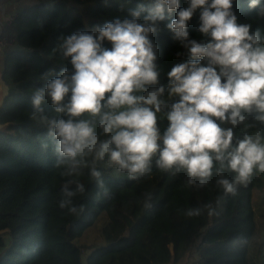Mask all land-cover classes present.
I'll return each mask as SVG.
<instances>
[{
    "label": "trees",
    "instance_id": "16d2710c",
    "mask_svg": "<svg viewBox=\"0 0 264 264\" xmlns=\"http://www.w3.org/2000/svg\"><path fill=\"white\" fill-rule=\"evenodd\" d=\"M155 2L40 0L13 16L16 47L5 51L1 72L4 83L12 89L0 106V264H176L192 249L198 257L195 264H252L248 252L256 231L253 195L255 189L264 191V172L254 169L246 185L236 184L234 193H226L218 179L231 182L236 176L227 161L221 169L220 162L213 160L208 183L199 186L198 178L196 184L188 183L185 169L159 167L157 152L149 170L135 179L129 178L127 170L110 164L108 153L94 164L93 155H88L78 173L63 175L67 169L57 165L58 138L50 134L47 122L39 120L40 115L49 120L91 121L98 141L110 140L111 134L103 133L98 116L83 113L71 117L57 112L47 92L41 112L32 104L36 91L45 89L61 70L69 78L75 71L71 57L64 55L65 38L79 33L95 37L96 29L108 22L133 19V10H140L137 22L143 24ZM189 3L179 0L176 11ZM249 3L232 0L236 22L250 25V34L258 30L264 37V15L259 14L264 0L253 8ZM199 15L198 8L187 22L188 38L205 44L211 37L199 31ZM175 18V11H165V18L156 21V31L148 34L154 45L158 82L146 87L164 86L158 97L163 102L161 110L156 113L161 136L169 124L167 113L179 100L178 95H169L167 74L174 65L193 59L167 27ZM102 46L110 48L111 43L104 40ZM70 96L71 90L61 103L67 104ZM242 114L246 119L236 126L213 119L220 127L232 129L233 146L245 135L255 138L257 133L264 144V121L256 118L255 111L242 110ZM157 143L163 146L162 140ZM110 147L115 145L110 143ZM93 167L99 178L91 175ZM77 183L83 185V192L76 191ZM65 187L75 194L65 196ZM61 200L69 203L61 208ZM101 211L108 216L102 227L104 243L92 247L84 261L74 240Z\"/></svg>",
    "mask_w": 264,
    "mask_h": 264
},
{
    "label": "clouds",
    "instance_id": "9594fccd",
    "mask_svg": "<svg viewBox=\"0 0 264 264\" xmlns=\"http://www.w3.org/2000/svg\"><path fill=\"white\" fill-rule=\"evenodd\" d=\"M259 3L250 0L249 7ZM178 6L179 0H156L143 24L137 22L140 10H133V19L108 22L96 29L95 37L79 33L65 38L64 55L71 57L74 73L69 78L61 70L45 89L36 91L32 104L41 112L47 92L57 112H67L71 117L83 113L98 116L103 133L111 135L110 140L98 141L91 121L49 120L40 115L39 120L47 122L50 134L58 138L57 165L67 169L63 175L78 173L88 155H93L94 164L108 153L110 164L127 170L129 178L135 179L149 170L157 152L159 167L185 169L188 183L196 184L198 178L199 186L208 183L213 160L220 162L221 169L227 161L236 176L231 182L218 179L226 193H234L236 184L246 185L254 169L264 172V144L259 134L255 138L245 135L233 146L232 129L220 127L213 119L236 126L246 119L243 110L255 111L256 118L264 121V37L258 30L250 34V25L237 24L232 0H190L188 7L176 11ZM198 8L199 31L211 37L205 44L188 38L187 22ZM165 11H175L176 18L167 27L193 59L174 65L167 74L169 95H178L179 100L171 105L169 124L161 136L156 113L161 110L163 102L158 97L164 86H146L158 82L154 45L148 34L156 31V21L165 18ZM259 14L264 15V6ZM104 40L111 43L110 48L102 46ZM69 90V102L62 104ZM102 108L108 111L102 112ZM158 140H162V147ZM91 175L99 178L100 173L93 167ZM76 191L83 192V185L77 183ZM63 192L67 197L75 194L67 187ZM67 203L61 200L60 207Z\"/></svg>",
    "mask_w": 264,
    "mask_h": 264
},
{
    "label": "rangeland",
    "instance_id": "374dc122",
    "mask_svg": "<svg viewBox=\"0 0 264 264\" xmlns=\"http://www.w3.org/2000/svg\"><path fill=\"white\" fill-rule=\"evenodd\" d=\"M253 201L256 212V231L248 256L250 261H252V264H264V243H262L264 239V191L255 189ZM107 220V213L105 211H101L93 223L74 240V242L81 248L82 259L84 261L87 253L92 247L99 246L104 243L102 227ZM197 258V252L192 249V252H189L188 255L176 264H195Z\"/></svg>",
    "mask_w": 264,
    "mask_h": 264
},
{
    "label": "crops",
    "instance_id": "0c3cea01",
    "mask_svg": "<svg viewBox=\"0 0 264 264\" xmlns=\"http://www.w3.org/2000/svg\"><path fill=\"white\" fill-rule=\"evenodd\" d=\"M40 0H0V36L4 28V23L6 19L15 15L22 7L37 3ZM13 47H16L14 40L10 43L0 44V106L2 104L3 98L10 92L12 89L9 85L5 84L1 72L4 65V54L6 50H9ZM1 127V124H0Z\"/></svg>",
    "mask_w": 264,
    "mask_h": 264
},
{
    "label": "built area",
    "instance_id": "2783aa9c",
    "mask_svg": "<svg viewBox=\"0 0 264 264\" xmlns=\"http://www.w3.org/2000/svg\"><path fill=\"white\" fill-rule=\"evenodd\" d=\"M13 16L14 15L9 16L6 19V22L4 23V28H3L2 32H1V36H0V44L10 43L15 39L14 33L12 31V28H11Z\"/></svg>",
    "mask_w": 264,
    "mask_h": 264
}]
</instances>
